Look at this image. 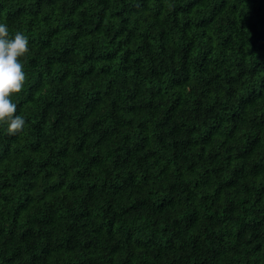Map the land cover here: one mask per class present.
Here are the masks:
<instances>
[{
  "label": "trees",
  "instance_id": "16d2710c",
  "mask_svg": "<svg viewBox=\"0 0 264 264\" xmlns=\"http://www.w3.org/2000/svg\"><path fill=\"white\" fill-rule=\"evenodd\" d=\"M25 117L0 124V264H264V0H0Z\"/></svg>",
  "mask_w": 264,
  "mask_h": 264
},
{
  "label": "clouds",
  "instance_id": "9594fccd",
  "mask_svg": "<svg viewBox=\"0 0 264 264\" xmlns=\"http://www.w3.org/2000/svg\"><path fill=\"white\" fill-rule=\"evenodd\" d=\"M29 51L28 37L21 31L9 34V26L0 22V124L6 125L9 134H16L25 125V117L16 114L17 104L13 93H19L26 80L21 62Z\"/></svg>",
  "mask_w": 264,
  "mask_h": 264
}]
</instances>
